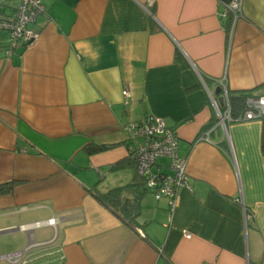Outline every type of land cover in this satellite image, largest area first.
<instances>
[{
    "label": "crops",
    "instance_id": "obj_1",
    "mask_svg": "<svg viewBox=\"0 0 264 264\" xmlns=\"http://www.w3.org/2000/svg\"><path fill=\"white\" fill-rule=\"evenodd\" d=\"M228 1L43 0L37 41L0 46V256L47 243L61 264H264L262 123L218 118L222 86L264 95V0H242L236 21ZM146 116L187 160L172 212L128 160L141 141L124 126ZM154 169L170 174L168 159ZM128 184L134 226L96 198Z\"/></svg>",
    "mask_w": 264,
    "mask_h": 264
},
{
    "label": "built area",
    "instance_id": "obj_2",
    "mask_svg": "<svg viewBox=\"0 0 264 264\" xmlns=\"http://www.w3.org/2000/svg\"><path fill=\"white\" fill-rule=\"evenodd\" d=\"M0 0V46L6 57H10L20 48L33 45L39 32L32 27L38 17L45 15L43 0H19V4L11 14H6ZM242 0H229L223 4L222 18L231 15L236 21L241 16ZM225 101V110H218V118L225 128L228 123L261 121L264 118V95L250 96L246 99V110L242 116L233 120L230 117L227 91L222 86ZM122 96L129 100V91L124 90ZM124 131L141 144L129 153V160L134 163L136 174L144 183V188L151 193L156 201L165 200L172 212L179 202L182 190L191 191L187 175V160L178 154V137L175 131L168 128L165 122L157 117L146 116L138 122L124 126ZM208 137H201V140ZM168 159L170 174L155 170L159 159ZM46 225L54 226V220H48ZM44 223H35L41 227ZM21 230H27L20 227ZM185 239L191 234L183 231ZM37 250V251H35ZM61 251L54 245L47 243L28 246L20 252L0 256V264H61L63 261Z\"/></svg>",
    "mask_w": 264,
    "mask_h": 264
},
{
    "label": "trees",
    "instance_id": "obj_3",
    "mask_svg": "<svg viewBox=\"0 0 264 264\" xmlns=\"http://www.w3.org/2000/svg\"><path fill=\"white\" fill-rule=\"evenodd\" d=\"M222 93V91H221ZM254 96L252 92H227L228 103L230 107V117L235 120L242 116L246 110V99ZM262 123L261 131V154L264 157V118L260 121ZM109 149L108 146H95L86 148L87 154L101 153ZM129 160V159H128ZM133 163L131 160H129ZM122 162L116 164L113 168L122 166ZM134 164V163H133ZM6 193L12 189V184L7 185ZM136 185L128 184L108 191L106 194L96 196L97 200L105 207L109 208L116 216L122 219L127 225L134 226L139 215V201L141 194H138ZM135 191V192H134Z\"/></svg>",
    "mask_w": 264,
    "mask_h": 264
},
{
    "label": "water",
    "instance_id": "obj_4",
    "mask_svg": "<svg viewBox=\"0 0 264 264\" xmlns=\"http://www.w3.org/2000/svg\"><path fill=\"white\" fill-rule=\"evenodd\" d=\"M219 91H220V90L218 89V90L216 91V93L218 94V93H219Z\"/></svg>",
    "mask_w": 264,
    "mask_h": 264
},
{
    "label": "rangeland",
    "instance_id": "obj_5",
    "mask_svg": "<svg viewBox=\"0 0 264 264\" xmlns=\"http://www.w3.org/2000/svg\"><path fill=\"white\" fill-rule=\"evenodd\" d=\"M3 264V263H2Z\"/></svg>",
    "mask_w": 264,
    "mask_h": 264
}]
</instances>
